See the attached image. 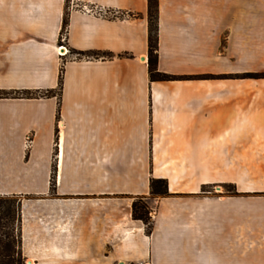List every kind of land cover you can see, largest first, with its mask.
Returning a JSON list of instances; mask_svg holds the SVG:
<instances>
[{
  "label": "crops",
  "instance_id": "1",
  "mask_svg": "<svg viewBox=\"0 0 264 264\" xmlns=\"http://www.w3.org/2000/svg\"><path fill=\"white\" fill-rule=\"evenodd\" d=\"M158 21L176 79L151 78L149 0H0V92L56 94L0 98V188L53 187L71 219L74 196L119 198L131 261L264 264V78L238 77L264 73V0H159ZM154 178L170 195L151 196Z\"/></svg>",
  "mask_w": 264,
  "mask_h": 264
},
{
  "label": "rangeland",
  "instance_id": "2",
  "mask_svg": "<svg viewBox=\"0 0 264 264\" xmlns=\"http://www.w3.org/2000/svg\"><path fill=\"white\" fill-rule=\"evenodd\" d=\"M29 137L32 139L31 135ZM29 144L30 142L27 143L28 146ZM4 178L13 180L15 173L12 171L5 173ZM12 194H16L22 201L25 264L31 259L36 262L32 260L33 264H70L71 261L78 264H86L88 261H92L93 264H143L138 259L129 260L128 256L131 255L124 251V241L135 228L126 225L127 212L130 208L119 198L111 197L103 205L97 200L94 203L89 202L87 196H74L73 205L69 207L74 213L71 219L62 216L60 208L64 201L59 200L53 187L48 190L0 188V195ZM88 211L95 215L94 230L91 228L88 230L86 226ZM104 218L107 219L105 222ZM93 232L95 251L91 253L84 246L92 243L90 233ZM88 233L90 236H87ZM60 237L78 239V242L70 241L64 246L66 250L63 253L40 251L46 244L52 246L58 244Z\"/></svg>",
  "mask_w": 264,
  "mask_h": 264
},
{
  "label": "trees",
  "instance_id": "3",
  "mask_svg": "<svg viewBox=\"0 0 264 264\" xmlns=\"http://www.w3.org/2000/svg\"><path fill=\"white\" fill-rule=\"evenodd\" d=\"M69 2V0H68ZM159 0H149V70L154 80H172L176 76L163 73L158 68V47H159ZM68 27V12L65 14L62 33ZM63 72L61 69L58 90L62 89ZM238 77L264 78V73H248ZM56 95L54 90L45 92H0L1 97H28ZM151 196L160 197L170 195L169 183L164 178L151 180ZM146 196H139L132 204V216L146 225V231L151 234L153 231V219ZM26 258L23 251L22 232V201L16 195H0V264H25Z\"/></svg>",
  "mask_w": 264,
  "mask_h": 264
},
{
  "label": "built area",
  "instance_id": "4",
  "mask_svg": "<svg viewBox=\"0 0 264 264\" xmlns=\"http://www.w3.org/2000/svg\"><path fill=\"white\" fill-rule=\"evenodd\" d=\"M87 8V7H86ZM62 45L59 47V48H66L67 47V44H66V32L62 33ZM61 53V52H60ZM62 54V53H61ZM28 142H32V139L28 136L27 138V143Z\"/></svg>",
  "mask_w": 264,
  "mask_h": 264
},
{
  "label": "bare ground",
  "instance_id": "5",
  "mask_svg": "<svg viewBox=\"0 0 264 264\" xmlns=\"http://www.w3.org/2000/svg\"><path fill=\"white\" fill-rule=\"evenodd\" d=\"M28 264H33L32 260L27 261Z\"/></svg>",
  "mask_w": 264,
  "mask_h": 264
}]
</instances>
